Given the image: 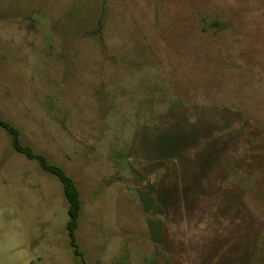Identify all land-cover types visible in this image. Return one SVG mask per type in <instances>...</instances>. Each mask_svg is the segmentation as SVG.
Returning a JSON list of instances; mask_svg holds the SVG:
<instances>
[{
	"label": "rangeland",
	"instance_id": "1",
	"mask_svg": "<svg viewBox=\"0 0 264 264\" xmlns=\"http://www.w3.org/2000/svg\"><path fill=\"white\" fill-rule=\"evenodd\" d=\"M0 264H264V0H0Z\"/></svg>",
	"mask_w": 264,
	"mask_h": 264
},
{
	"label": "trees",
	"instance_id": "2",
	"mask_svg": "<svg viewBox=\"0 0 264 264\" xmlns=\"http://www.w3.org/2000/svg\"><path fill=\"white\" fill-rule=\"evenodd\" d=\"M0 127L6 130L12 136L13 146L18 153L25 155L30 160L38 161L40 167L45 172L58 177L62 182L64 186L65 196L69 203V220L67 222V230L70 238V243L73 247L75 255L82 257V253L77 242L76 230L79 225L83 202L81 200L80 190L76 182L65 172L64 169L51 163L44 155L37 153L31 146L24 145L20 139L21 132L17 127L7 121L2 120L1 118Z\"/></svg>",
	"mask_w": 264,
	"mask_h": 264
}]
</instances>
